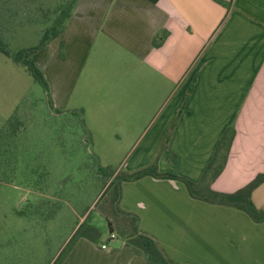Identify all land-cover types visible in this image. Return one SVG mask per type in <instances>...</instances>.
<instances>
[{
    "label": "crops",
    "instance_id": "0c3cea01",
    "mask_svg": "<svg viewBox=\"0 0 264 264\" xmlns=\"http://www.w3.org/2000/svg\"><path fill=\"white\" fill-rule=\"evenodd\" d=\"M220 1L75 0L62 33L32 56L50 108L81 110L99 158L122 159L116 172L155 164L192 183L233 131L209 186L243 188L264 173V0ZM251 199L264 211V183ZM119 208L169 264H264V222L194 199L179 180L123 182ZM77 226L57 264H148L116 232L65 248Z\"/></svg>",
    "mask_w": 264,
    "mask_h": 264
},
{
    "label": "rangeland",
    "instance_id": "374dc122",
    "mask_svg": "<svg viewBox=\"0 0 264 264\" xmlns=\"http://www.w3.org/2000/svg\"><path fill=\"white\" fill-rule=\"evenodd\" d=\"M73 2L0 0L6 14L0 42L13 53L36 46ZM26 100L36 104L29 105L32 122L25 117ZM45 102L43 88L0 53V129L15 109H24L19 112L24 127L15 139L14 161L8 152L0 153V264H56L64 240L86 217L99 240L110 242L104 215L112 217L111 192L99 199L107 181L97 166L115 170L122 159L99 158L92 142H82L78 119L49 115ZM113 220L116 228L122 227L123 217Z\"/></svg>",
    "mask_w": 264,
    "mask_h": 264
},
{
    "label": "trees",
    "instance_id": "16d2710c",
    "mask_svg": "<svg viewBox=\"0 0 264 264\" xmlns=\"http://www.w3.org/2000/svg\"><path fill=\"white\" fill-rule=\"evenodd\" d=\"M214 1L221 4H225L220 0H214ZM72 5L69 9V12L72 8ZM69 12L60 21L57 22L56 28L54 26L50 31H44L42 38L40 39V41L36 46L21 49L13 53L4 44L0 42V53L6 56L7 58H9L14 65L23 67L27 71V73L34 79V81L37 82L43 88L44 94L46 96V102H45L46 111L49 113V115L58 118L60 116L67 114L70 117H74V118L76 117L78 119L79 124L82 127L81 133H83V137H84L82 139V142H84L85 145H90L92 140L91 134L85 125L82 111L71 110V111L59 112V111H54L50 108L47 99V95H48L47 82L43 74L35 66L32 60L33 54H35L37 51L45 47L50 41L57 38L62 33L63 25L65 20L69 16ZM5 16L6 14L4 13L3 9H0V32L4 31V26L1 25H4L3 23L4 21H2V18ZM6 24L7 23L5 22V25ZM5 30H8V28H6ZM191 91L192 89L190 88L188 93H190ZM25 102L27 106L26 110H28L25 114L29 113V115L25 117L30 118V120L28 121L32 122V118H34V115L32 112L33 109L31 108L33 107L30 108L29 105L30 103H32L31 106H35L36 104L35 102L29 100H26ZM23 110L24 109L22 107H18L9 117V119L6 121L3 128L0 129V149H1L0 153H2L3 151H5L6 153L8 152L9 154H11V156H13L12 158L13 161L15 159V154H16L14 151L16 148L15 139L17 138V134H20V131L24 127V123L19 120V112ZM3 134H5V136H3ZM232 137H233V131L231 132L230 135L227 134V132L223 135L222 139L218 144L216 152L199 183H192L190 181L184 180L178 176L169 173H164V174L158 173L155 164H153L150 167L138 170L134 173L116 172V170H108L107 168H100L97 166L98 171L101 172V174H103V176L107 181L103 189V193L101 194L99 199H101V197L105 195L107 192H111L110 203H111L112 217L110 218L107 215H104L108 222L110 236L112 235L113 232H115L114 230L117 229V233L121 238L125 239L129 244L138 248L142 252L148 264H169L161 255L156 245L150 238L138 234L137 217L132 214L125 213L121 211L119 208V200L121 196V184L123 182L139 180L147 176L164 178L169 180H179L182 183H184L189 195L194 199H198L210 204L234 208L236 210L245 212L256 223L264 222V211L258 210L254 206L251 199V194L253 190L257 188L260 184L264 183V173L258 174L246 186L233 193H219L213 191L209 186L210 182H212L219 175L225 164V160H226L225 152H227ZM166 142H167V138L163 143L164 147L166 146ZM11 156L9 160L11 159ZM119 215L124 219L123 222L121 221L123 225L122 227L119 225V227L116 228L113 218L116 220L117 217H119ZM111 219L113 220V222L111 221ZM120 228H124V230L121 229L122 230L121 231L119 230ZM79 237L86 238L94 243H96L99 240V232L95 227L87 223V217L73 233L65 248H67L71 242H73L76 238ZM64 249L62 250L61 254L64 253L65 251ZM57 259L58 260L56 264L60 261V256H58Z\"/></svg>",
    "mask_w": 264,
    "mask_h": 264
},
{
    "label": "built area",
    "instance_id": "2783aa9c",
    "mask_svg": "<svg viewBox=\"0 0 264 264\" xmlns=\"http://www.w3.org/2000/svg\"><path fill=\"white\" fill-rule=\"evenodd\" d=\"M110 237L113 238V235H111ZM102 248H105V246H102Z\"/></svg>",
    "mask_w": 264,
    "mask_h": 264
}]
</instances>
